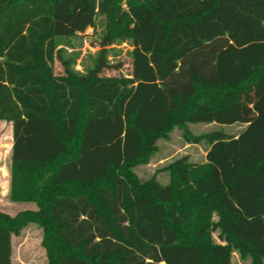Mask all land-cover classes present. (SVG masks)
<instances>
[{
	"label": "trees",
	"instance_id": "trees-1",
	"mask_svg": "<svg viewBox=\"0 0 264 264\" xmlns=\"http://www.w3.org/2000/svg\"><path fill=\"white\" fill-rule=\"evenodd\" d=\"M100 18V50L76 72L58 40ZM125 41L131 73L105 75ZM0 121L10 199L35 207L0 212V264L30 224L48 264H264V0H0ZM175 128L209 144L206 161L141 181L133 167Z\"/></svg>",
	"mask_w": 264,
	"mask_h": 264
},
{
	"label": "rangeland",
	"instance_id": "rangeland-1",
	"mask_svg": "<svg viewBox=\"0 0 264 264\" xmlns=\"http://www.w3.org/2000/svg\"><path fill=\"white\" fill-rule=\"evenodd\" d=\"M104 19L98 20L95 29L88 28L84 33L77 36L58 40V49L61 50L62 60H71L72 68L76 72H85L91 68L95 57L100 50V38L103 32ZM133 47L129 41L115 44L108 47L109 62L114 66L105 70V75L128 76L131 73V52ZM55 72L62 71L60 61L54 64ZM244 125L235 124L231 126H219L216 124L190 125L191 132L195 135L205 134L215 130H222L225 133L236 136L243 129ZM158 151L146 164H137L133 171L141 181H147L154 175L157 180L166 184L169 182V174L161 171L162 168L171 162L188 157L190 162L203 164L206 161V151L209 144L203 141L200 144H188L178 128L173 129L168 138L158 140ZM13 148L12 124L0 121V212L9 216H15L19 212L33 210L32 204L15 203L10 199V169ZM217 240V234L213 235ZM43 230L37 225L26 226L19 236L12 237V264H48L45 249L42 247ZM233 264H249V260H242L237 253L233 255Z\"/></svg>",
	"mask_w": 264,
	"mask_h": 264
}]
</instances>
